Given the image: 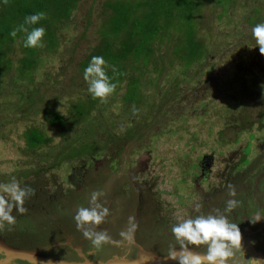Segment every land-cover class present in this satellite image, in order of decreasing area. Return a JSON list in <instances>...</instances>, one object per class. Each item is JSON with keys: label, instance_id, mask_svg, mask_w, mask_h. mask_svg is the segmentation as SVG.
Returning <instances> with one entry per match:
<instances>
[{"label": "rangeland", "instance_id": "374dc122", "mask_svg": "<svg viewBox=\"0 0 264 264\" xmlns=\"http://www.w3.org/2000/svg\"><path fill=\"white\" fill-rule=\"evenodd\" d=\"M103 2L104 0L76 1V9L72 14L71 21L67 22L70 25H63L58 30L57 36L61 41L59 50L48 53L44 67L37 74V79L43 80L40 84L47 85L42 88L46 97L50 99L57 97L58 101L52 105L46 103L45 100L48 99L43 96L42 104L55 106L54 109L65 116L67 120L65 126L69 129L64 131L62 126L63 131L62 129L60 131L56 126H46L47 123L43 116L23 117L16 109L8 113H4L3 110L0 112V183H9L13 177L18 184L24 183L26 170L36 167V173L41 169L38 175L42 181H45L50 192L57 188L61 192L60 195L65 198L66 188H68L69 194L79 195L78 203L81 206L88 204L87 198H85L86 194L95 191L94 187L85 186L82 189H76V192H71L74 190L69 187V179L68 183H64L67 181L64 171L56 170L53 175L48 173L53 167L42 170V166L52 164L53 152L62 144L61 138H66L63 137L64 134L76 128L78 130V124L81 127L84 125L86 127L91 121L90 117L85 114L79 116V111L75 112L76 108L73 107V102L76 103V99L86 100L88 98L87 86L78 70L79 67L73 61L77 62L82 58L86 49L99 42V27L104 21L101 13ZM260 4L263 5L264 0H231L229 8L219 4L217 0H209L204 3L196 18L197 38L204 46V58L199 63L185 65L187 62L183 59V61L180 59L177 61L176 56L168 55V52L172 50V44L175 45L176 39L182 34L181 28L175 30V27H171L164 33L160 45L161 56H168L166 62L171 65L165 72L164 63L155 57H150L149 66L142 70L145 75L143 78L144 94L151 95V98L157 97L151 102L152 106L146 113L147 119H143L137 127L129 122L137 111L126 104L124 99L125 91L128 88L126 85L120 88L119 98L111 99L104 106L99 104L95 108L93 116L95 113L98 114L97 109L104 108L105 112L112 117L110 121L106 120V122H104L105 119H101L104 126L113 128L111 125L116 122L118 127L115 125L113 129L118 141L113 140L117 143L120 141L119 148L123 149V151L118 150L117 154L118 156H124V154L128 156V163L124 160L118 162L120 158L112 161L109 164L110 171L117 176L125 173L128 166L129 168L133 166V163L129 161L130 158L135 160L137 152L148 153L149 158L145 161L142 159L140 163L149 167L151 174L146 177L150 180L141 181L140 177L133 176L130 179L131 182L127 181L125 184V191H130L132 195H135L143 192L141 186H145L146 183H158L157 188L154 189L157 201H152L151 204L153 208L161 212L162 217L167 221L170 220V216L173 220L179 215H183L182 210L186 213L184 217H187L188 214L191 217L199 214L195 205L199 204L201 207L202 201L199 199L190 200L186 195H191L194 191L193 178L201 169L197 167L198 160L203 159L205 153L216 159L219 158V154L224 153L222 158H228V152L233 149L232 143L238 139L237 141L242 144L241 150H245L251 159L248 165L253 167L262 155L260 154L261 148L264 152V56L253 50L255 44L250 34L253 25L264 22V7H261L262 10L260 9L261 12L258 13L259 19H254L252 22L247 19V16L256 15L254 10ZM224 10H228L226 14L223 13ZM233 21L235 28L231 31ZM83 33L85 36H81ZM166 34L171 36V41L167 39ZM78 43L79 47L74 50ZM13 48L15 49L12 50L10 56L16 60L19 57L20 48L15 45ZM209 51H216V55L220 57L218 66L215 67V70H219L220 74L209 76L213 67L211 63H206L205 69L201 70L204 62L208 61L206 56ZM128 72L129 75H138L135 68L129 69ZM44 74L48 81L44 80ZM153 77L154 81L151 82ZM3 90L6 94L3 96H7L5 100L2 99L3 104L9 102L12 105L15 98L9 95L10 89L3 88ZM177 98V103L171 105V101ZM80 105L83 106L81 112L85 111L83 103ZM102 122H100L101 126ZM34 127L38 128L39 132H43L44 138L47 136L50 139L47 144H40L41 149L37 146L35 149H31L27 141V135ZM132 127L134 128L132 129ZM88 130L91 131V128L89 127ZM124 133L126 136H123ZM105 145L106 147L110 146V142L108 141ZM49 151L52 152L51 155L47 154ZM245 160H243L244 163ZM85 163L88 165L90 161ZM138 164L137 162V166ZM83 169L86 170V168ZM198 178L196 177V180ZM132 183L137 187H134ZM111 184H114L116 188L121 186L119 179L111 180L106 177L102 180L100 188ZM20 186L24 187L25 184ZM150 189L153 192L152 187ZM44 194L46 195V193ZM148 194L146 192L141 195L145 197ZM38 205L43 207L46 202ZM27 212H29V218L26 222L33 227V230L20 240L41 246L47 243L55 244V240H50L49 232L44 227L41 211L35 212V208H33ZM12 215L14 217L17 215L14 209ZM14 224L16 225V221ZM96 230L100 231L101 229ZM74 231L75 228L72 232L66 230L65 240L70 244L82 246L74 236ZM119 232L112 229V234L116 238H120ZM67 236H70L72 240H67ZM133 236H135V232ZM140 237L143 238V234H140ZM158 238L160 239V236ZM82 239L85 240L83 237ZM166 240L173 244V239ZM132 244L136 245V248L129 246L133 248L132 251L127 248L117 250L116 247L114 249L117 253L116 256L134 260L142 255L141 250L144 253L151 251L136 241ZM2 248L0 246V255L8 256L2 251ZM110 248L112 249V247ZM3 250L5 249L3 248ZM35 250L40 251L38 248ZM59 251L56 250L55 253ZM99 252L105 255L110 253V250L104 244L99 248ZM128 253L133 255L136 253V256L127 257ZM44 254L47 257H52L46 250ZM58 254L62 255L61 252ZM149 256L147 255V257ZM17 263V260H14L10 264Z\"/></svg>", "mask_w": 264, "mask_h": 264}, {"label": "trees", "instance_id": "16d2710c", "mask_svg": "<svg viewBox=\"0 0 264 264\" xmlns=\"http://www.w3.org/2000/svg\"><path fill=\"white\" fill-rule=\"evenodd\" d=\"M76 1L77 0H0V96L6 95L3 90V88H6L10 89L9 95L15 98L14 103L10 105L9 102L3 104L4 101L2 99L5 100L7 96L0 97V112L3 110L4 113H8L16 109L23 117H29L31 115L43 116L46 120L45 123H47L46 126H56L60 131L61 129L63 131V127L64 131L69 129L65 126L67 122L65 116L54 109L55 106L42 104L43 96L46 97L42 88L47 85L40 84L43 80H38L37 74L39 70L44 67L43 65L48 59V53L53 50H59L58 47L61 41L57 36L58 30L63 25H70V23L67 24V22L71 21L72 14L76 9ZM208 1L209 0H104L103 4H101V13L104 21L103 24H100L98 32L100 34L98 36L100 40L95 46L86 49L84 55L82 54V58L77 62H73L77 64L79 67L78 70L82 74L91 56H102L106 61L105 72L110 77V82L115 84V88L113 92L103 100L104 103L99 98L93 99L89 94L86 100L78 98L75 100L76 103L73 102V107L76 108L75 112L79 111V116L85 114V116L90 117L91 121L88 122L89 126L86 125L85 127L84 125V127H81V125L78 124V130L76 128L64 134L63 137L67 139L61 138L62 144L53 152L52 164L48 166L43 165L42 170L53 167L48 173L55 175L56 170L64 171L65 165V173L67 171L70 172L71 169L72 172L74 169L78 170L81 166H89L91 169L90 176L91 173L95 175L91 178L93 183L90 184V186H96V180L100 183L101 179L99 178L101 176H103L102 180L107 177L106 174L110 172H107L106 163L109 164L117 158L122 160L124 156H118L117 151H123V149L119 148L118 144L120 141L117 143L113 140L116 139V133L113 129L115 125L118 127L116 122L111 125L113 128L104 126L103 123L106 122V120L110 121L112 117L105 112L104 108L97 109L96 112L99 111L98 114L95 113V116H93L95 108L98 107L97 105L99 104L104 106V104L111 99L116 97L119 98L120 88L126 85L128 87L124 95L126 104H129L137 111V113L133 114L134 117L129 120L130 124L137 127L138 124H141L143 119L146 120V113L149 112L152 106L151 102L157 96L151 98V95L144 94L145 87L143 86V78L145 75L142 70H145V68L149 66L150 57H155L159 59L160 62L164 63V71H167L171 64L166 62L168 56H161L160 45L164 33L171 27H175V30L181 28L182 34L176 39V44H172V50L168 52V55L170 57L176 56L177 58L175 57V59L177 61L178 59H183L187 62L185 65H191V63H199L202 61L204 58V46H202L201 41L197 38L196 18L203 4ZM217 2L228 8L231 4V0H217ZM261 7H264V4H260L254 10L255 16H247L250 22L254 19H259L258 13L261 12ZM227 11L228 10H224L223 13L226 14ZM35 12H43L45 13V17L43 20L39 21L37 25L28 27L43 26L45 35L42 37L41 46L36 48H25L22 46L24 33L18 30V26L22 24L26 15ZM14 28L17 29L16 36L11 37L9 32ZM233 28H235L234 21L231 24V31H233ZM166 35L167 39L171 41V36L168 34ZM81 36H85V33ZM14 45L20 48L19 57L16 60H13V56H10L12 50L15 49L13 48ZM78 47L79 43L76 44L74 50ZM253 50L258 52L256 47H253ZM212 51L207 53L206 58L208 61L204 62L201 69H205L204 66L206 63L213 64L209 76L220 74L219 70H215V67L218 66L220 57L216 55V51ZM156 52H158V54H155ZM131 68H135L138 75H129L128 70ZM45 75L46 74H44V80L48 81ZM127 79L128 82L126 83ZM153 81L154 77L151 82ZM46 98L49 100H45L46 103L55 105V101L58 102L57 97L53 99ZM177 100L178 98L172 100L171 105L176 104ZM77 103H83L85 111L81 112L83 106ZM190 113L193 114V112ZM101 119H105V121L102 122ZM156 119L158 120V117H156ZM100 122H102V126ZM90 124H92V126H90ZM89 127L91 131L88 130ZM133 128L134 127H132V129ZM37 129L38 128L35 127L32 128L27 135V141L31 149H35L36 146L41 149L40 144H47L50 140L47 136L44 138L43 132H39ZM75 132L76 134L74 135ZM123 136H126V134L124 133ZM108 141L110 142V146L106 147L105 144ZM51 153L52 152L49 151L47 154L51 155ZM99 159H103L104 165L102 164L98 168V171H95L94 163ZM89 161L90 163L86 165L85 162ZM100 169L104 171L101 174ZM137 169L138 166L136 171ZM36 170V167L26 170L27 173L24 177L26 180L19 185L25 184L24 187L30 189H36L38 186H41L42 195L48 199L51 198V200L54 199V197H61V192L58 191L57 188H55L56 190L53 192L47 189L45 181H42L38 175L41 169H39L37 173L35 172ZM198 173L199 172H197V174ZM97 174H100L99 177H97ZM128 175L134 176L131 171H128ZM34 176L35 178H33ZM38 179L41 182L40 185L35 181ZM66 179L67 181L64 183H68L69 178L66 177ZM79 179V177H76V180ZM89 180L85 183H81L80 181H75V178L73 181L69 179V187L71 190H74L71 192H76L77 186L81 189L82 187L88 186ZM157 186L158 183H152L141 187L146 190L152 187L153 194L156 195L154 189H156ZM44 193H46V195ZM66 194H69L68 191ZM63 198L64 196L59 200L61 201ZM85 198H87V196ZM59 200H57V202ZM42 202L44 201L38 200L35 203L34 208L36 212L43 210V208L38 205ZM85 205V207L88 206V204ZM33 250H35V248Z\"/></svg>", "mask_w": 264, "mask_h": 264}, {"label": "flooded vegetation", "instance_id": "af4514ba", "mask_svg": "<svg viewBox=\"0 0 264 264\" xmlns=\"http://www.w3.org/2000/svg\"><path fill=\"white\" fill-rule=\"evenodd\" d=\"M237 140L232 143L231 147H233V149L228 152V158H222V156L224 157V153L219 154L218 159L214 156L210 157L209 154L205 153L204 158L198 160L197 167L201 169L198 171L199 173L195 176V178H193L195 185L194 191L191 195H186V197L190 200L199 199L202 201L201 207L198 209L199 214H208L213 210L224 212L225 202L228 199L235 200L237 202L235 208L229 210L225 214L230 221L239 224L243 254L246 258H264V217L256 223H249V218H251L255 213H259L261 216H264V152L261 148L260 154L262 155L257 159L255 166L251 167L248 165L251 159L245 150H241L240 146H242V144H240V141ZM141 155V153L137 152L135 160L130 158L129 161L133 163L132 168H129L128 166L125 173L118 176L110 171L109 164L111 162L109 164L106 163L107 172H110L109 174H106L107 178L111 180L119 179L121 182V186L117 188L114 184L109 186L106 185L103 186V188H100L103 176L99 178L101 179L100 183L96 180V186H90V184L93 183L91 178L95 175L94 173H91L90 176L91 169L89 166H81L78 170L74 169L73 172L71 169V173L67 171L65 176L71 181L75 178V181H80L81 183H85L90 179L88 181L89 187H94L95 191H103L104 196L99 198V202L109 209V215L105 218L103 223L96 226V229L107 231L113 240H119L120 238H116L112 234V229L115 232L124 230L127 227L128 217L132 216L134 217V221L137 225L135 236H133V243L136 241V243L141 244L146 249H150L151 251H155L161 255H166L170 248L179 247L176 245L174 240L172 241L173 244L168 243L166 240L172 239L170 235V226L183 219L191 218V215L188 214L187 217H184L186 213L182 210L183 215H179L178 218H174L173 220L169 215L170 220L167 221L162 217L161 212L153 208L151 203L152 201H157V196L153 194L151 189H143V192H139V194L136 193L135 195H132L130 191H125V184L133 178L131 175H128V171H131L135 177H140L141 181L147 182L150 180L146 176L151 174V171L148 166L140 163ZM125 156L126 155L124 154L122 160L128 163V156ZM122 160L118 159V162ZM243 160H245V163ZM137 162L139 164L136 171ZM102 164L104 165L103 159L97 160L94 163V168L96 169L95 171H98V168ZM65 167L66 165L64 166V171L66 170ZM83 168H86V170ZM103 172V169L102 171L100 169V174ZM100 174H97V177H99ZM76 177H79L80 179L76 180ZM196 177L199 178L196 180ZM35 181L37 184H41L39 179ZM147 184L148 183H146L145 186H147ZM132 185L137 187L133 183ZM77 187L78 188L76 189L80 188L79 186ZM59 188L61 187L59 186ZM229 188H231L234 192L232 197L228 196ZM66 190L69 191L68 188H66ZM146 192L149 194L142 197L141 194ZM42 193L41 186H38L36 189H32V194L28 195L24 201V208L26 210L23 213L18 214L15 211V207L13 208L14 212L17 214L15 216L16 225L13 224L9 226L5 224L3 228L0 229V238L5 244L7 243V245L22 249L38 248L43 252L42 254H44V251L46 250L50 255H52V257L67 260H80L83 259V256L89 257L90 259L105 260L116 256L117 253L114 249L117 246L114 244H105V247L110 250V253L102 255L100 254L99 249H94L91 246L89 241L83 240L81 233L76 230L72 216L76 207L81 206L78 203L80 201V198H78L79 195L73 196L71 194H66L65 198L60 201L59 199H61L62 196L59 198L54 197V199L51 200V198L48 199L43 196ZM89 195L90 193L86 194V196H88L87 201ZM38 200L46 202V205L41 207L43 208L41 211L42 222L45 225L44 227H46L49 232L50 240L54 239L56 242L55 244L50 245L47 243L44 246H41L39 244L29 243L28 241L23 242L20 240V238L22 239L25 234L30 233L33 230V227L26 222L29 218V212L27 211L31 209L33 210L35 203ZM57 200L59 201L57 202ZM172 211L174 212V210ZM74 228V236L81 242L82 246L70 244L64 238L65 231L70 230L72 232ZM140 234H143V238L140 237ZM158 236H160V239ZM67 240L70 241L72 238L67 236ZM129 246L136 248L135 244L129 245L127 243H123L120 247H117V250L127 248V250L132 251L133 248ZM110 247H112V249ZM194 249L195 251H200L203 254L204 249L202 247ZM56 250H60L59 252H61L62 255H59V252L55 253ZM129 254L130 253L127 254V257L133 258L136 256V253L134 255ZM79 255L83 256L79 257ZM0 257L2 256L0 255ZM237 259H239V255L237 256ZM17 262V264H29L23 260H17Z\"/></svg>", "mask_w": 264, "mask_h": 264}, {"label": "clouds", "instance_id": "9594fccd", "mask_svg": "<svg viewBox=\"0 0 264 264\" xmlns=\"http://www.w3.org/2000/svg\"><path fill=\"white\" fill-rule=\"evenodd\" d=\"M44 17L43 12H35L24 17L22 24L18 26V30L24 33L23 47L41 46L42 37L45 35L44 27L28 26L37 25ZM16 32L17 29L14 28L9 35L15 37ZM250 34L259 54L264 56V22L253 25ZM105 67L106 61L102 56H91L82 73L88 94L93 99L99 98L101 101L115 88V84L110 82V77L105 72ZM31 194L32 189L21 187L14 177L9 183H0V229L5 224L11 226L15 223L13 208L15 207L17 213H23L26 210L24 201ZM233 195V190L229 188L228 196ZM102 196L103 191H92L88 198V206L76 207L72 216L76 230L94 249H99L104 244H114L117 247L123 243L131 245L137 227L132 216L128 217L127 227L118 233L119 240H113L107 231L96 230V226L103 223L109 215V209L99 202ZM236 203L235 200L228 199L224 205V212L213 210L208 214H198L173 223L170 226V235L179 247L178 250L176 247L170 248L166 253V259L175 261V264H264V258H246L243 254L239 224L230 221L225 214L234 209ZM199 207V204L195 205L196 210ZM262 217L264 216L255 213L249 218V223H256ZM201 247L204 249L203 254L193 250ZM148 259L150 257L140 256L134 264H143V261ZM0 264H8V258L0 257Z\"/></svg>", "mask_w": 264, "mask_h": 264}, {"label": "water", "instance_id": "95a60500", "mask_svg": "<svg viewBox=\"0 0 264 264\" xmlns=\"http://www.w3.org/2000/svg\"><path fill=\"white\" fill-rule=\"evenodd\" d=\"M148 158H149V154L146 152L141 155V160L144 159L145 161ZM0 246H2L5 249L3 250L2 248V251L5 254L6 253L8 254V256H6V258H8V264H10L14 260H23V261L28 262L29 264H134L135 261L139 260V257L134 260H128L125 258H121L119 256H114L112 258L105 259V260H102V259L92 260L88 257L83 256L82 260L70 261V260L59 259V258H54V257H47L46 255H43L41 252L37 250H21V249L14 248L10 245L3 244V243ZM146 253H149V254H146ZM146 253H144V251L141 250V254H142L141 256L150 255L149 257L151 259L143 261V264H172V263H175V261L167 260L166 255L160 256L155 251H150ZM23 254H31V255H23ZM33 258L35 260H33Z\"/></svg>", "mask_w": 264, "mask_h": 264}, {"label": "crops", "instance_id": "0c3cea01", "mask_svg": "<svg viewBox=\"0 0 264 264\" xmlns=\"http://www.w3.org/2000/svg\"><path fill=\"white\" fill-rule=\"evenodd\" d=\"M2 243L3 244H5L4 243V241L0 238V245H2ZM7 244V243H6ZM14 248H17V249H21V250H32V249H22V248H18V247H14ZM39 252H41V251H39ZM43 253V252H42ZM43 255H45V254H43ZM55 258V257H54ZM89 258V257H88ZM112 258V257H111ZM59 259H61V258H59ZM109 259V258H108ZM65 260H67V259H65ZM92 260H96V259H92ZM70 261H72V260H70Z\"/></svg>", "mask_w": 264, "mask_h": 264}]
</instances>
